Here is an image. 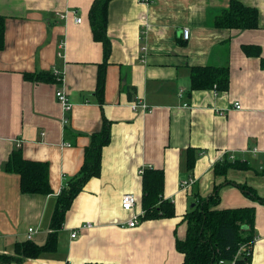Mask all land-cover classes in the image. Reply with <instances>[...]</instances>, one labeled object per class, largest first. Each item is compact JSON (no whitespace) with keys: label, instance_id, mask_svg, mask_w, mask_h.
Segmentation results:
<instances>
[{"label":"crops","instance_id":"1","mask_svg":"<svg viewBox=\"0 0 264 264\" xmlns=\"http://www.w3.org/2000/svg\"><path fill=\"white\" fill-rule=\"evenodd\" d=\"M94 1L0 0L6 18L0 49V254H15L16 244L29 240L30 227L37 229L32 241L47 242L58 196L81 169L91 135L106 117L111 140L103 149L101 175L74 199L57 248L7 264H182L186 255L178 241L188 234L186 216L218 185L216 208H255L251 264H264V203L226 183H247L264 197V69L259 56L243 49L254 44L264 50V0H239L259 10L258 28L216 26L232 0H111L108 50L94 37ZM194 66L230 68L229 89L190 91ZM59 90L71 109L58 100ZM134 101L147 109L134 110ZM190 147L196 148L192 169ZM15 148L50 164L52 193L22 192L20 175L5 170ZM228 155L251 168L218 174ZM148 166L164 170V197L174 202L175 215L141 216L130 227L133 214L143 212L141 170ZM190 176L195 182L183 188ZM128 192L139 200L132 211L122 206Z\"/></svg>","mask_w":264,"mask_h":264},{"label":"trees","instance_id":"2","mask_svg":"<svg viewBox=\"0 0 264 264\" xmlns=\"http://www.w3.org/2000/svg\"><path fill=\"white\" fill-rule=\"evenodd\" d=\"M110 1L95 0L90 11L94 37L102 41L107 50L110 48V41L107 37L108 4ZM215 24L218 27L258 28L260 12L257 8L247 6L239 0H232L230 8L216 17ZM5 29L6 18L0 15V49L5 45ZM243 49L249 56H259L264 69V50L261 46L245 44ZM42 75L36 74L35 76L40 79ZM104 79L105 65L100 68V91H102ZM229 86L230 68L228 67L194 66L192 69L190 91L215 88L221 92L227 91ZM130 94L132 95L133 92ZM110 140L111 123L104 117L102 129L91 135V143L85 150V159L81 169L67 180L58 196L52 216V231L47 242L43 245L32 240L18 242L15 246V254H0V264L38 258L43 252L57 248L58 233L65 222L66 213L74 199L84 190L88 181L101 175L103 149ZM195 150L194 147L189 148V169L195 165ZM228 168L249 169L251 165L239 159L232 160L228 155L222 166L216 167V171L218 174H225ZM5 170L20 175V186L24 193L47 195L53 192L50 183V164L47 161L25 158L21 148H15L12 151L5 163ZM142 173V207L144 211L142 219L174 216V202L164 197V170L148 166L143 169ZM226 183L237 184L246 195L264 203V197H261L256 189L249 184L237 183L232 180H227ZM220 187V185L215 187L208 200L199 199L186 216L189 223L188 234L185 239L178 241L180 250L186 255L182 264H227L233 260H236L235 264H251L256 240L254 233L255 208H216L220 200ZM221 260L225 262L221 263ZM86 264L107 263L88 262Z\"/></svg>","mask_w":264,"mask_h":264},{"label":"built area","instance_id":"3","mask_svg":"<svg viewBox=\"0 0 264 264\" xmlns=\"http://www.w3.org/2000/svg\"><path fill=\"white\" fill-rule=\"evenodd\" d=\"M147 1V0H146ZM78 21H81V19H78ZM183 35L185 38L189 37V28L185 27L184 31H183ZM57 98L58 100L63 104L64 108L66 110H69L72 108V104L69 100V97L67 96V94L63 91H57ZM132 108L134 110H145L147 109V104L145 102L142 101H134L132 104ZM237 108H241L242 104L241 102H236L235 103ZM234 158V156H232ZM141 172H143V169L141 170ZM195 182V178L193 176H190L188 179H184L181 182V185L183 188H190L192 186V184ZM138 197L131 192L125 193L122 199V206L125 210L127 211H132L138 204ZM144 212V211H143ZM143 212L137 213V214H133V217L131 219L128 220V225L130 227H134L136 226L139 222H140V218L143 215ZM37 231V229L35 227H30L28 230V235L27 238L29 240H31L33 238L34 233ZM73 237L77 236V232H73L72 233ZM236 260H233L227 264H235ZM221 263H224L225 261L221 260Z\"/></svg>","mask_w":264,"mask_h":264}]
</instances>
